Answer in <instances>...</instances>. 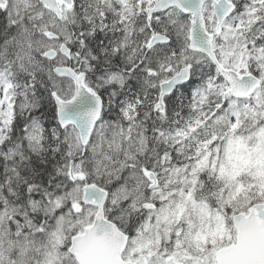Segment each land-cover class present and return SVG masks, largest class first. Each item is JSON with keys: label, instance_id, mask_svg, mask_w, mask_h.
Wrapping results in <instances>:
<instances>
[{"label": "snow or ice", "instance_id": "snow-or-ice-1", "mask_svg": "<svg viewBox=\"0 0 264 264\" xmlns=\"http://www.w3.org/2000/svg\"><path fill=\"white\" fill-rule=\"evenodd\" d=\"M0 264H264V0H0Z\"/></svg>", "mask_w": 264, "mask_h": 264}]
</instances>
